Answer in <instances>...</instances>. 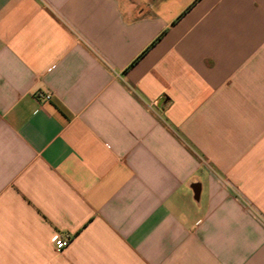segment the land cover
<instances>
[{
  "label": "crops",
  "instance_id": "0c3cea01",
  "mask_svg": "<svg viewBox=\"0 0 264 264\" xmlns=\"http://www.w3.org/2000/svg\"><path fill=\"white\" fill-rule=\"evenodd\" d=\"M0 264H264V0H0Z\"/></svg>",
  "mask_w": 264,
  "mask_h": 264
},
{
  "label": "built area",
  "instance_id": "2783aa9c",
  "mask_svg": "<svg viewBox=\"0 0 264 264\" xmlns=\"http://www.w3.org/2000/svg\"><path fill=\"white\" fill-rule=\"evenodd\" d=\"M45 100H49L50 99V95L46 94L42 97ZM69 245V238L65 237V238H58L56 239L55 243H54V247L56 251H62L63 249H65L67 246Z\"/></svg>",
  "mask_w": 264,
  "mask_h": 264
}]
</instances>
